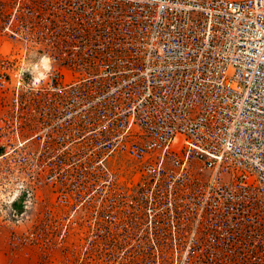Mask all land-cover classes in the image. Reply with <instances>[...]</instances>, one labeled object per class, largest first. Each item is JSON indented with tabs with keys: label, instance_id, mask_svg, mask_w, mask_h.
<instances>
[{
	"label": "built area",
	"instance_id": "built-area-1",
	"mask_svg": "<svg viewBox=\"0 0 264 264\" xmlns=\"http://www.w3.org/2000/svg\"><path fill=\"white\" fill-rule=\"evenodd\" d=\"M0 103L9 242L264 264V0H0Z\"/></svg>",
	"mask_w": 264,
	"mask_h": 264
},
{
	"label": "rangeland",
	"instance_id": "rangeland-1",
	"mask_svg": "<svg viewBox=\"0 0 264 264\" xmlns=\"http://www.w3.org/2000/svg\"><path fill=\"white\" fill-rule=\"evenodd\" d=\"M8 46L12 41L6 43ZM1 112V103H0ZM8 230L0 225V264H67L58 259L59 249H43L35 245L9 242Z\"/></svg>",
	"mask_w": 264,
	"mask_h": 264
}]
</instances>
